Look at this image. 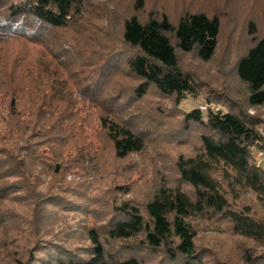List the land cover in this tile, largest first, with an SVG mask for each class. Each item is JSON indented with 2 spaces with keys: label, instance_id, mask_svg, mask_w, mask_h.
I'll use <instances>...</instances> for the list:
<instances>
[{
  "label": "trees",
  "instance_id": "16d2710c",
  "mask_svg": "<svg viewBox=\"0 0 264 264\" xmlns=\"http://www.w3.org/2000/svg\"><path fill=\"white\" fill-rule=\"evenodd\" d=\"M87 2L0 0V16L11 19L5 25L36 31L34 39L26 31L3 36L20 35L41 45L36 53L20 49L11 61L0 48V158H4L0 160L6 180L0 198L24 192L17 196L32 203L30 233L35 239L26 249L13 240H0V264H264V166L254 164L255 152L264 151L260 132L264 127V35L237 66L239 80L249 89L246 109L255 108L257 114L225 102L227 112L209 109L203 113L196 108L184 113L186 131L193 126L202 130L197 144L177 155L176 181L158 185L141 209L130 198L112 197L116 192L131 194L136 170L123 167L148 148L147 136L136 127L140 120L129 105L117 113L113 104L122 98L100 99L107 81L120 70L121 58L112 50L107 57L75 52L71 50L75 39L64 35L74 28L82 35L90 30V42L106 38L99 37L97 25L88 28L82 23ZM135 6L143 10L144 0H137ZM2 17L0 29L4 30ZM250 25L252 34L255 25ZM220 32L219 15L206 9L185 12L177 25L165 12L145 23L136 16L126 18L121 42L128 55L122 59L121 71L138 83L127 88V102L141 101L151 90L179 105L188 95L200 97V83L180 67L178 51L194 52L202 61H210ZM53 40L65 42L55 49ZM91 60L100 61V66ZM81 61L85 63L80 68ZM61 84L70 92L76 89V99L58 93ZM90 131L103 150L92 141ZM108 155L113 156L111 162ZM69 176L75 179L70 182ZM109 177L114 191L102 196L88 193L93 188L90 178ZM103 198L105 209L99 207ZM218 226H226L234 241L226 242L216 230L219 240L202 243L208 227Z\"/></svg>",
  "mask_w": 264,
  "mask_h": 264
},
{
  "label": "rangeland",
  "instance_id": "374dc122",
  "mask_svg": "<svg viewBox=\"0 0 264 264\" xmlns=\"http://www.w3.org/2000/svg\"><path fill=\"white\" fill-rule=\"evenodd\" d=\"M136 2L137 0H88L87 15L82 23L86 24L88 28L97 25L99 37L102 38L106 35V38L102 39L101 42L99 39L95 42H90L89 38L92 34L90 30L87 32V35H82L74 28L64 31V35L75 39L74 42L76 46H72L71 48V50L75 52L76 50H80L81 53L92 51L96 54L102 53L107 57L112 50L113 55L118 56L119 59L121 58L120 63L122 64L119 63L121 68L118 70L113 80L107 81V87L104 90L105 94L101 96L100 92H95L98 94V97L101 96L100 99L103 101L106 99L111 100V98L115 97L122 98V100H118L116 101L117 103L113 104L114 110L119 113L120 110L124 111L123 109L125 107H123V105H129L128 109L131 110V114H136L140 120L138 124H136V127L147 136L148 148L144 154H139L130 158L129 162L123 167H130L136 170L131 176V182L136 183L132 188L131 194L123 196L117 192L116 194L112 193L113 198L117 197L119 201L121 199L129 200L130 198L135 204L139 205L141 209H144L147 198L159 187L158 185L168 182L173 184L174 181H176L175 160L177 155L181 152H190L197 144L198 135L202 130L198 126H193L189 131H186L182 121L184 113L199 108L201 103H208L214 106L215 109L227 112V107L224 105L225 102L236 103L238 106H242L244 108L243 110H247L250 115H252L251 112H254L253 115L257 114V109L255 108L246 109L245 102L249 97V89L245 83L239 80L237 66L239 61L255 45L256 40L264 35V0H144V8L140 11L136 9ZM198 9H206L213 14L217 13L221 20L218 48L213 59L204 62L194 52L182 53L178 51L180 67L200 83V97L194 98L188 95L179 105L174 99L163 97L155 90H151L141 101L132 103L127 102L129 98L127 97L129 95L126 93L127 88L135 86L138 83L131 76L125 74L123 72L124 68H122L124 66L122 59L128 55L127 49L125 50L121 42L125 19L136 16L142 23H145L151 16L155 14L160 16V14L165 12L171 23L177 25L185 12H194ZM2 19H4V25L5 23L7 24L9 20L11 21L9 17L7 19L2 17ZM250 24L255 25V30L252 34ZM6 26L8 27L6 28ZM85 29H87L86 26ZM25 31L27 37H32L33 39L36 37V31L32 29L27 30V28L25 30L24 27H18V25H5L4 30L0 29V48L4 51V55L8 60L11 61L20 49L27 48L31 50L32 53H36V51L41 49L40 44L28 41L26 38L22 39L20 35L17 37L3 36L4 32L6 36L13 32L22 33ZM48 34L49 32L47 33L45 31V36L43 37L46 39L49 38L50 36ZM105 39H107V41H105ZM98 41L101 45L95 47L94 51L92 47ZM64 42L61 40H53L55 49H57L56 47H62ZM71 44L72 43H70V45ZM86 58L88 57L86 56ZM84 61L86 63L88 62L87 60ZM85 62L81 61L80 68ZM92 62H95L98 66L101 64L100 61L97 60H91V63ZM121 69L123 71H121ZM97 76L99 78L98 74L96 77ZM61 85L62 87L57 86L58 93L65 97L71 96L74 98L76 89L70 92L65 84ZM124 93L126 94L124 95ZM74 99H76V97ZM207 99H212V102L207 101ZM111 101H113V99ZM77 107L86 110L82 104H77ZM263 116L264 109L262 112V117ZM260 132L264 136V127L260 128ZM2 135V131H0V136ZM90 135L97 147L103 150V145L97 139L95 132L90 131ZM107 160L111 162L113 156L108 155ZM2 165L3 163H1L0 160V188L6 183L5 178H3L4 170ZM74 179L75 178L72 176L68 177V181L70 182ZM7 180H9L10 183L16 181L13 179ZM112 180L113 178L110 177L109 179L104 178L98 181L95 180V178H90L89 181L90 184H93V188L92 191L88 193L95 196H102L105 192L110 193V191H114ZM77 182H80L78 178ZM88 183L89 182L84 185L88 187ZM45 186L44 184V189ZM63 187L69 186L64 184ZM71 187L73 188L75 186ZM23 193L22 191L8 193L9 197L6 194L7 197L4 199L0 198V224L2 225L0 226V240H13L17 242L16 245H25L24 247L26 249L32 246L35 240L32 237L33 234L30 233V220L34 208L32 203L27 201V198L17 196L23 195ZM16 197L20 198L17 199ZM99 205L100 208L103 207L102 209L107 208L105 207V198H103ZM67 215H69V218H73V214L67 213ZM89 223L92 226L95 224V216L94 219L89 220ZM72 225L74 229H78V224H74L73 222ZM225 227L226 226L208 227L201 242L208 243L212 240H219L217 238L219 233L216 232V230H220V234L225 241L232 243L234 240L227 235L224 230L226 229ZM119 247H122L121 244L115 246L114 250L116 251ZM37 257L41 258L43 255L37 254ZM234 260L237 261L236 259Z\"/></svg>",
  "mask_w": 264,
  "mask_h": 264
},
{
  "label": "built area",
  "instance_id": "2783aa9c",
  "mask_svg": "<svg viewBox=\"0 0 264 264\" xmlns=\"http://www.w3.org/2000/svg\"><path fill=\"white\" fill-rule=\"evenodd\" d=\"M209 109L218 110V109H215L214 106H211L208 103H203L199 107V110L202 111L203 113L207 112ZM251 114L253 115L254 112H251ZM262 121L264 123V116L262 117ZM254 164L256 167H263L264 166V151L263 150L259 149L255 152Z\"/></svg>",
  "mask_w": 264,
  "mask_h": 264
}]
</instances>
